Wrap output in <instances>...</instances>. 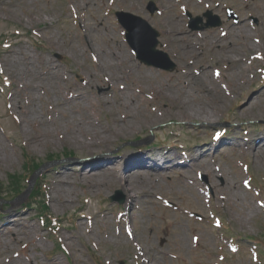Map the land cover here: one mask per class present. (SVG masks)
<instances>
[{"label":"rangeland","instance_id":"obj_1","mask_svg":"<svg viewBox=\"0 0 264 264\" xmlns=\"http://www.w3.org/2000/svg\"><path fill=\"white\" fill-rule=\"evenodd\" d=\"M30 1L33 0H0V42H3V45L0 44V179L6 181L9 172L23 171V150L38 161L45 160L49 154L63 156L65 151H70L71 157L57 163V167L53 165L41 173L45 189L43 197L48 202L49 213L61 219L67 228L58 229L61 236H58V232L57 236L64 250L55 252V243L37 218V209L21 208L25 199L15 201L12 207H19L21 212L28 213L33 228L23 240L27 246L26 253L20 250L21 244L13 241L9 233L6 235V243H0V264H142L141 258H135L139 253L140 243L144 257L150 260V264H264L263 259L256 262L252 260L250 249L253 242L249 238L264 240V155L255 154L243 139L245 133L263 130L264 116L254 118L240 112L249 93L255 91L259 92L257 106L264 108V86L261 87L264 84V51L254 57L250 55L242 66L244 72L240 73V82H237L233 97L226 101L218 115L210 121L198 118L189 121L174 116L143 129L137 128L127 137L121 136L106 152L116 159V155L122 154L126 147L140 150L151 147L166 137L167 141L163 146H168L173 153L182 156V150L195 151L196 147L201 149L205 146V142L212 140L215 128L225 125L229 133L232 130L235 132L231 135L233 139L221 141L215 152L213 147L208 146L207 163L198 162L190 169L184 168L188 169L191 183L184 180L180 182L178 172L172 170L171 179L163 178L156 189L167 196L174 193L176 198H172L175 204L188 207L192 212L191 217L177 210L174 202L164 204L152 198L139 199L135 204L134 219L126 223L129 229L136 230L132 238L127 237L131 235L130 232L125 234L121 228L125 222L121 224L117 214H110L113 209H109V206L119 204V201L109 199L116 191L123 197L120 202L122 207L125 203L122 189L102 187L91 191L82 182H72L82 159V144L72 140L49 144L44 148L36 147L28 140L27 134L31 128L20 122L22 116L18 111V105L21 104L28 112L34 111L38 118L50 119L56 126H61L65 120L78 118L84 112L93 114L98 109L104 124H108L110 114L117 110L115 97L118 92L112 86L111 92L106 94L111 101L110 105H101L98 95L106 91L108 85L96 87L99 78L98 61L88 54V45L119 49L120 44L131 54V59L137 66H147L154 71L155 75L147 76L151 80H164L177 87H185L182 76L176 70L189 55L183 56V46L177 41H170V36L165 31L167 20H178V30L182 32L207 35L203 46L196 50V56L199 63L213 64L224 54L215 47L212 40L222 42L224 37H221L219 27L225 29L232 22L225 16L227 6L246 18L247 26L244 24L243 29L246 26L245 30L250 32L249 38H263L264 44V0H153L159 9L154 14L147 9L149 0H73V3L72 0ZM216 2L220 5L217 4L218 9L213 10ZM116 10L139 15L159 31L158 48L176 63L172 71L146 65L135 58L124 39V30L114 15ZM206 10L218 15L221 25L190 30L186 11L195 17L202 16ZM251 16L258 18L257 24ZM168 26L172 24L169 23ZM195 41H198L196 37ZM72 49L77 55H74ZM12 52L16 55L12 56ZM15 57L18 59L15 65H11ZM47 59L54 62L57 72H44L48 69L44 64ZM197 65L194 64L193 68ZM216 69L222 72L221 67ZM87 73L92 74L90 85L95 86L91 89L89 85H82L81 92H87V99L85 97L80 103L68 100L66 94L70 84H79V79ZM39 77L46 79L48 85ZM49 80L52 87L49 86ZM5 81H11L12 86ZM147 83L149 82L145 80L134 81L130 77L122 85L131 88L135 84L139 89L147 87ZM38 85L44 86V89H40ZM257 86L260 87L255 88ZM134 94L144 113L140 119H144L152 108L144 104L137 91ZM134 110L137 111L136 107ZM233 114L239 115L238 119H233ZM48 126L53 127L51 123ZM244 127L251 130L246 131ZM174 130L180 132L178 138L172 135ZM180 146L182 149L179 150ZM198 154L199 151L194 152L193 156ZM208 163H213L211 170L214 166L218 167L220 175L218 174L217 179L200 172ZM63 164L66 166L63 172L70 176L72 190L71 203L66 207L56 204L54 192L48 186V178L54 176ZM246 164L250 180L245 184L248 179ZM125 175L129 178L130 173L126 172ZM213 180L217 184L221 183L222 187L216 189L226 196L227 202H217L216 192L210 187L209 191L204 187L203 184H210ZM12 207L6 208L0 219ZM9 217L13 218L14 214ZM217 217L223 221L221 227L212 224ZM224 225L227 228H223ZM193 233L198 234V242L192 239ZM8 256L12 259L5 260Z\"/></svg>","mask_w":264,"mask_h":264},{"label":"bare ground","instance_id":"obj_2","mask_svg":"<svg viewBox=\"0 0 264 264\" xmlns=\"http://www.w3.org/2000/svg\"><path fill=\"white\" fill-rule=\"evenodd\" d=\"M120 1L124 2L125 0ZM167 21L165 31L170 34L171 41H177L183 46L181 49L183 56L189 55L180 69L176 70L177 74L182 76V84L185 87H177V85L166 83L164 80H151L147 76L155 75L154 71L147 66H137L132 61L131 54L120 44H118L120 46L119 49L102 45H88L89 55L100 62L97 66L99 78L96 86H114L118 92V96L115 97L117 110L110 114V122L108 124H104L99 117V113L89 114L84 112L78 118H71L69 121L65 120L61 126H56L50 119L38 118L34 111L28 112L24 106L18 105V111L22 116L20 120L31 128L27 138L36 147L44 148L49 144L56 145L72 140L82 144V147H84V149H81L82 159L78 163V171L73 176L72 182H82L87 185L88 189L91 188V191H93V188L100 190L102 187L122 189L125 194L126 211L124 212V218H129L131 214H134L135 203L139 199L158 198L156 189L159 188L162 178L167 176L169 171L178 170L181 181L188 178L185 176V172L179 170L185 167L180 166L183 163L176 162V155L173 152L169 150L139 152L134 148L127 147L124 151L122 149V154L116 155L117 158L115 159L111 154L106 153L110 150L114 141H117L121 136L127 137L137 128L143 129L147 125L172 119L174 116H180L189 121L196 118L204 121L213 119L218 115L219 109L230 99L227 91L233 92L238 86L237 82L240 80V72H243L242 65L245 59V52H252L255 46L250 42L249 34L240 32V28L237 29L236 27L242 24L243 20L239 19L233 22L231 26H235V29L226 31L224 41L216 44L218 49L223 51L224 54L218 62L225 63L223 68L227 73L222 78L226 82L225 86L219 80L220 78L214 74V69L218 66V63L207 66L204 64L197 65L196 69H193V65L198 63L196 49L199 48V45H202L201 40L195 41L194 36L191 34L180 32L177 26L178 20L171 19ZM169 23L172 26L169 27ZM201 37L206 39L207 35H201ZM212 41L215 40L213 39ZM216 42L218 41L216 40ZM72 52L77 55L73 49ZM11 55L14 56L16 53L12 52ZM17 59L15 57L11 65H15ZM44 64L48 67L44 72H57V67L52 60L47 59ZM234 69L236 70L229 77V71ZM91 75V73H87L86 77L79 80V84L70 85L66 98L77 103L84 100L87 92L85 94L81 92L83 89L82 85H89L90 88L95 87L90 85ZM130 77L134 81H148V86L139 89L135 84H132L133 87L131 88L123 86V81ZM39 79H43L47 84L46 79L41 77ZM48 83L52 87L51 80ZM28 85L30 86L31 82ZM38 87L44 89L42 85H38ZM110 91L111 89L109 88L99 94L102 106L110 105L111 101L106 95ZM135 91L143 98L144 104L152 108L151 113H148L144 119H140L144 113L137 103ZM258 95V91L252 92V94L249 93L246 102L240 109V112H243L242 115H251L254 118L264 116V108H260L256 104ZM134 107H136L137 111L134 110ZM238 117L239 115L233 114L234 119H238ZM50 123L53 125L52 128L48 126ZM234 133L232 131L233 135ZM60 138H63V140H59ZM208 145L209 143H206L201 149L196 147L193 153L199 151V154L196 157H192L193 161L190 160L192 165H197L198 162L207 160L208 151L206 150ZM247 145L254 150L255 154L264 155V130L253 133L248 138ZM210 166L212 164L208 163L205 167L208 171L207 173L212 176V179H217L219 169L211 170ZM65 168V164L60 166L57 173L48 180L49 186L54 192V201L62 207H66L71 203L70 197L72 193L70 176L63 172ZM126 172L130 173L129 178L126 177ZM215 181L213 180L210 184L212 188L222 187L221 183L217 184ZM223 184L225 185V183ZM219 191L217 189L219 200H225L224 195L219 194ZM51 199L53 200L52 196ZM18 211L17 207L11 208L5 215V221L8 220L9 222L0 223V243H6V233H9L15 242L22 244L25 236H28V233L33 228L31 216L28 213L21 214ZM12 214H14V217L9 219ZM165 229L167 230L168 228ZM1 254L2 252L0 251ZM11 259L9 256L5 258V260Z\"/></svg>","mask_w":264,"mask_h":264},{"label":"water","instance_id":"obj_3","mask_svg":"<svg viewBox=\"0 0 264 264\" xmlns=\"http://www.w3.org/2000/svg\"><path fill=\"white\" fill-rule=\"evenodd\" d=\"M154 38V37H153ZM154 40V39H153ZM155 44V42L153 41L152 42V45H154ZM140 46V45H139ZM139 51H140V49H139ZM139 54H140V56H141V52H139ZM142 58V57H141Z\"/></svg>","mask_w":264,"mask_h":264},{"label":"trees","instance_id":"obj_4","mask_svg":"<svg viewBox=\"0 0 264 264\" xmlns=\"http://www.w3.org/2000/svg\"><path fill=\"white\" fill-rule=\"evenodd\" d=\"M37 166H38V165L34 166V168L37 167ZM10 178H12V176H11ZM19 192H20V191H17L16 193H19Z\"/></svg>","mask_w":264,"mask_h":264}]
</instances>
